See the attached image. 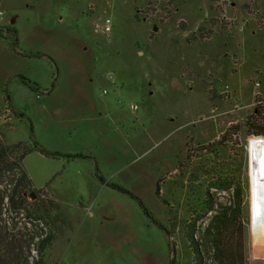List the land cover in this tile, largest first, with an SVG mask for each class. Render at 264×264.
<instances>
[{
    "label": "rangeland",
    "instance_id": "rangeland-1",
    "mask_svg": "<svg viewBox=\"0 0 264 264\" xmlns=\"http://www.w3.org/2000/svg\"><path fill=\"white\" fill-rule=\"evenodd\" d=\"M15 1L9 0L13 10L20 14L15 27L30 28L24 24L29 14L31 26L35 23L44 28L45 23L38 20L34 11L31 14L21 7V0L19 6ZM87 1L93 4L91 11H85L83 16L72 12L67 18V28H58V19L64 15V10L69 13L70 3L68 0H45L51 8L46 9V14L52 27L47 24L51 30L55 29L50 40L57 54L54 72L92 75L97 90L110 94L117 91L124 109L132 105L137 106L132 109H137L145 102L153 120L157 117L164 120L163 130L166 129L168 142L150 144L147 158L138 156L132 164V168L147 167V180L150 163H146V159L153 163V156L170 144L175 148L179 146L178 151L183 149L180 177L163 178L161 193L170 203V209L169 206L164 208L166 204L160 200L153 203L154 199L143 196L155 217L165 226L162 230L153 223L146 228L153 239L146 241L144 264H194L193 252L184 233L187 230L185 220L195 216L192 210L197 207L196 198L204 194L210 181L230 176L232 171L241 174L244 182L243 262L264 264V230L254 229L258 222L256 216L264 215V135H248L245 126L247 117L256 111L264 118V0ZM3 10L5 15L0 25L5 26L6 16L11 18L15 13L8 5ZM107 17L112 22L109 33L102 28ZM6 27L13 30L10 24ZM21 42H25L24 37ZM42 42L48 41L43 39ZM83 42L89 43L85 53L76 56L71 63L60 61L64 43L76 46ZM180 42L185 45L183 48ZM139 48L144 53L139 54ZM115 84L120 85L115 87ZM30 89L34 90L24 84L14 91L18 105L25 102L26 90L32 92ZM0 114L5 115V112ZM5 126L0 123L6 142L10 131ZM205 129L206 135L216 133V138H200L199 133ZM227 129L221 145H217ZM185 144L186 149L183 148ZM21 150L22 147L18 151ZM15 158L10 160L8 168L0 170V221L25 258L36 254L29 240L36 230L44 234L53 227L59 233L65 226L56 220L54 224L45 225L36 219L38 208L45 209L49 199L34 190L27 192L23 207L10 204L12 187L21 176L20 167L13 163ZM211 191L215 206L230 204L228 191L216 188ZM209 216L210 213L197 224L207 222ZM156 234L167 237V256L165 243ZM136 245L141 247L139 239ZM53 247L48 251L51 264H76L73 261L76 257L69 259L71 250L64 256L56 250L53 252ZM150 248L152 250L148 251ZM117 264L140 263L131 256L117 257Z\"/></svg>",
    "mask_w": 264,
    "mask_h": 264
},
{
    "label": "crops",
    "instance_id": "crops-1",
    "mask_svg": "<svg viewBox=\"0 0 264 264\" xmlns=\"http://www.w3.org/2000/svg\"><path fill=\"white\" fill-rule=\"evenodd\" d=\"M18 1L15 5L19 6ZM68 2L69 13L64 10V15L56 24L58 28H67V18L72 12L83 16L93 7L87 0ZM0 5L3 8L8 5L13 10L9 0H0ZM21 7L31 14L34 11L45 25L42 28L32 22L31 26L28 14L29 19L24 24L30 25V28L15 27L20 19L15 9V16H6L5 26H0V105L4 104L0 112H5V115L0 114V121L10 131L6 142L1 131L0 134L6 144L34 140L46 150L61 154L48 155L36 149L22 160L33 186L58 203L66 220L52 251L66 256L71 250L69 259L76 257L73 260L76 264H117V257L131 256L144 264L146 241L153 239L151 234L146 233V228L154 224L144 214L136 197L112 188L107 182L125 187L146 205L143 196L154 199L153 203L160 200L167 205L164 208L169 206L170 209V203L161 193L165 183L163 178L180 177L183 149L178 151L179 146L175 148L170 144L153 156V163L151 159H146V163H150L149 180L146 179L145 165L132 168L138 156L147 158L150 144L168 142L166 129L163 130L166 127L164 120L159 117L153 120L145 102L137 109L131 106L124 109L117 91L110 94L97 90L92 75L56 74L57 54L50 42L55 29L51 30L48 26L52 27V22L50 19L47 21L49 15L46 14V9H51L49 2L21 0ZM9 24L13 30H7ZM21 37L25 38L24 43ZM43 39L48 42H42ZM180 43V48H183L185 45ZM66 44L62 45L59 57L63 64L71 63L72 59L89 49V43L85 42L76 46ZM138 52L141 54L144 50L139 48ZM21 76L31 79L39 89H30L32 92L26 90L27 99L18 105L13 93L24 86ZM199 136L206 140L215 139L216 133L206 135L205 129ZM183 148L186 149V144ZM66 154L75 157L69 158ZM98 168L106 183L98 178ZM165 216L168 218V215ZM157 238L164 241L167 256V237L158 234ZM138 239L139 248L136 245Z\"/></svg>",
    "mask_w": 264,
    "mask_h": 264
},
{
    "label": "trees",
    "instance_id": "trees-1",
    "mask_svg": "<svg viewBox=\"0 0 264 264\" xmlns=\"http://www.w3.org/2000/svg\"><path fill=\"white\" fill-rule=\"evenodd\" d=\"M21 80L34 90L39 89L37 84L33 83L30 79L21 76ZM258 114L260 112L256 111L246 119L245 126L248 135H264V118ZM227 132L228 129L219 137L216 142L217 145H221ZM20 147H22V150L18 151ZM36 149L48 155H61L60 153L49 152L34 140L6 144L0 134V170L8 168L10 160L13 157L15 158L16 154L13 163L19 166L21 171L20 178H18L12 187L9 202L14 207H23L26 202L27 192L34 190L37 194H41V197L49 199L48 204L44 206L45 209L38 208L40 212H38L36 219L43 221L45 225H49L50 222L54 224L55 220L65 225L66 220L63 215L61 216L62 213L60 214L58 203L44 191L36 189L29 174L23 168L22 160L25 155ZM206 149L207 147H205ZM65 156L69 158L75 157L72 154H66ZM182 161L183 159H180V164ZM97 176L102 182L106 183V178L99 168L97 169ZM210 182L209 186L205 188L204 194L200 198L199 196L196 198L197 207L192 210L195 216L185 220L187 230L184 233L193 252L194 264H244L241 240L243 231L244 182H242L241 174L232 171L230 176L224 175L217 178L216 181L212 182L211 180ZM107 184L112 188L136 197L147 218L162 228V230L165 229V226L155 217L152 210L135 194L119 184L112 182H107ZM212 188L228 191L230 194V204L215 206L212 198ZM159 189L158 184V192ZM209 213L211 216H209L207 222L201 225L197 224L198 220L203 219ZM256 218L258 222L254 229L256 231L264 230V215L261 217L256 216ZM197 233L198 236H196ZM57 235L58 233L53 227L49 228L44 234L36 230L34 234L30 235L29 239L34 245L33 250H35L36 254H29L24 258L19 252L20 247L13 243V238L10 237L8 229L0 221V264H51L48 259V251L53 247ZM36 238L37 240L35 241Z\"/></svg>",
    "mask_w": 264,
    "mask_h": 264
},
{
    "label": "built area",
    "instance_id": "built-area-1",
    "mask_svg": "<svg viewBox=\"0 0 264 264\" xmlns=\"http://www.w3.org/2000/svg\"><path fill=\"white\" fill-rule=\"evenodd\" d=\"M4 15H5V11L3 10V8L0 5V24L2 23L3 19H4ZM111 19L109 17L105 18L104 20V24H103V29L105 32H109L111 30ZM1 26V25H0ZM136 105H132V108H136Z\"/></svg>",
    "mask_w": 264,
    "mask_h": 264
},
{
    "label": "water",
    "instance_id": "water-1",
    "mask_svg": "<svg viewBox=\"0 0 264 264\" xmlns=\"http://www.w3.org/2000/svg\"><path fill=\"white\" fill-rule=\"evenodd\" d=\"M154 29H156V27ZM32 195L35 197V194L34 193Z\"/></svg>",
    "mask_w": 264,
    "mask_h": 264
}]
</instances>
